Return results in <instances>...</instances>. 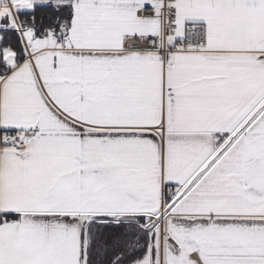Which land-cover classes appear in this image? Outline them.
<instances>
[{"label": "snow or ice", "instance_id": "obj_1", "mask_svg": "<svg viewBox=\"0 0 264 264\" xmlns=\"http://www.w3.org/2000/svg\"><path fill=\"white\" fill-rule=\"evenodd\" d=\"M0 264H264V0H0Z\"/></svg>", "mask_w": 264, "mask_h": 264}]
</instances>
